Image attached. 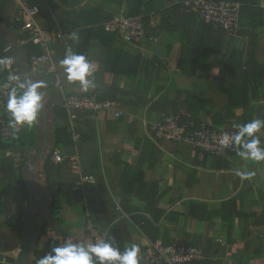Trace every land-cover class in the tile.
I'll use <instances>...</instances> for the list:
<instances>
[{
  "label": "crops",
  "instance_id": "crops-1",
  "mask_svg": "<svg viewBox=\"0 0 264 264\" xmlns=\"http://www.w3.org/2000/svg\"><path fill=\"white\" fill-rule=\"evenodd\" d=\"M176 1L28 0L40 8L39 25L63 34L51 45L54 72L34 73L30 60L41 48L21 44L27 34L15 22V4L0 0L2 28L21 45L34 82L45 84L40 91L45 93L49 146L30 176L37 189L30 211L36 219L33 228L38 222L42 227L28 264H36L69 240L85 245L99 238L107 241L114 228L120 229L122 252L132 245L180 244L201 248L205 254L203 260L187 264H264V183L254 184L238 155L220 156L160 140L152 130L172 113L168 101L178 91L180 109L187 99H197L205 102L209 116L211 111L235 115L231 124L218 130L235 134L236 125L264 120V23L243 18L238 34L216 27L208 30L197 14L176 8ZM116 15L146 18L141 44L128 45L104 30ZM69 48L85 55L94 69L90 77L94 87L87 92L69 83L59 64ZM224 56L236 59L244 72L263 73L241 81L240 94L225 92L219 70ZM65 96L113 103L122 116L81 112L76 121L80 137L74 140L63 107ZM163 98L165 102L160 101ZM43 126L41 114L38 126L23 129L34 145L15 150L25 156V164L35 159ZM258 134L264 146V130ZM55 154L63 161L56 162ZM18 159L1 161L7 169ZM80 173L96 182L75 192ZM29 207L23 168L0 171V254L15 264L20 262L21 230Z\"/></svg>",
  "mask_w": 264,
  "mask_h": 264
},
{
  "label": "built area",
  "instance_id": "built-area-1",
  "mask_svg": "<svg viewBox=\"0 0 264 264\" xmlns=\"http://www.w3.org/2000/svg\"><path fill=\"white\" fill-rule=\"evenodd\" d=\"M11 1L15 4V22L21 25L27 34L21 44H31L41 48L39 53L32 56L30 60L32 71L34 73L54 72L55 53L51 45L62 40L63 34L44 28L37 23L36 18L40 13V8L37 5L29 3L28 0ZM175 4L182 5L187 12L197 14L203 22L212 24L216 28H222L231 34H238L242 29L241 4L239 3L214 0H182L176 1ZM259 8L262 11L261 19L264 23V0H259ZM104 30L118 35L128 45L141 44L146 37L143 15H116L104 24ZM4 73L7 75L2 80L0 79V98H5L7 101L13 86L16 87L18 95L22 92L20 88L22 83L13 73L9 63L4 67H0V75ZM9 75L14 76L15 80L8 82ZM6 82H8V87H4ZM2 105L3 103L0 101V106ZM63 107L67 112L68 123L74 140H78L80 137L76 125L79 113L103 111L113 112L116 117L122 116V112L113 103L97 102L88 96H65ZM4 120V117L0 118V138L7 140L13 136V132L5 127ZM177 120L178 118L173 116H164L160 122L154 124L152 130L155 133V138L173 143H182L195 150L220 156L225 155L227 149L231 146L225 147L220 141L224 134L235 135L234 133H228L224 130H211L205 123H202L199 128H196L193 123L179 126ZM21 156L20 152L14 150L0 151V163L3 157L20 158ZM53 158L56 162H62L64 159L59 154H55ZM71 159L78 163L77 157ZM76 168L79 169L78 164H76ZM95 182L94 177L80 173L73 190L78 192L85 185L94 184ZM89 228L91 229L92 226L90 225ZM138 258L140 264H187L192 261L203 260L205 254L201 248L195 246L155 243L139 248ZM0 264L15 263L0 254Z\"/></svg>",
  "mask_w": 264,
  "mask_h": 264
},
{
  "label": "clouds",
  "instance_id": "clouds-1",
  "mask_svg": "<svg viewBox=\"0 0 264 264\" xmlns=\"http://www.w3.org/2000/svg\"><path fill=\"white\" fill-rule=\"evenodd\" d=\"M75 39V36L72 37ZM5 59L0 63H10ZM63 68L66 79L71 84H78L81 91L87 92L94 87L90 77L94 69L83 54H77L71 48L67 50L65 57L59 61ZM15 80L14 76H8V82ZM8 82L4 87H8ZM45 87L44 82H33L26 79L20 85L23 91L18 95L16 87L13 86L6 102L7 112L10 114V126L19 132L21 128L29 129L40 123L42 110L44 108L45 93L40 91ZM238 132L235 135L224 134L221 144L225 147L231 145L238 156L245 160L264 161V146L258 133L264 129V120L253 119L251 122L236 125ZM139 248L136 245L127 247L120 251L114 247L112 242L97 239L92 244H77L71 240L62 246H55L51 251L38 258L36 264H140Z\"/></svg>",
  "mask_w": 264,
  "mask_h": 264
},
{
  "label": "trees",
  "instance_id": "trees-1",
  "mask_svg": "<svg viewBox=\"0 0 264 264\" xmlns=\"http://www.w3.org/2000/svg\"><path fill=\"white\" fill-rule=\"evenodd\" d=\"M182 1V0H179ZM214 1H224V2H234V3H239L241 4V18L243 21V18L248 19L249 22L252 24L255 20H258L259 22H262L261 16H262V11L259 8V0H214ZM176 8H182L184 11H186L182 5L180 4H175ZM187 12V11H186ZM146 18L144 17V21ZM204 24V27L208 30L213 29L215 26L212 24H208L202 21ZM243 27V25H242ZM242 30V29H241ZM240 30V31H241ZM239 31V32H240ZM238 32V33H239ZM39 53V52H37ZM237 60L234 59L232 56H224L223 59L219 63V70H220V75L222 78V86L221 89L225 92H229L230 94L235 93V94H240L242 92V87L240 85L241 81H246L248 77H255L256 75H261L263 71L261 72H244L241 69V66L235 63ZM14 72V71H13ZM228 81L227 86L224 85V82ZM232 81V83H231ZM177 96L175 99L168 101L169 105L172 106V113L171 114H165V116H173L178 118L177 123L179 126H184V125H189L193 123L196 128H199L202 123H205L208 128L211 130H218L220 126H227L228 124H231L232 119H234L235 115H222V114H215L212 113L209 116L208 113H204V105L205 103L202 100H194L190 101L187 99L185 101V108L180 109L177 107L178 102L182 96L181 92H177ZM166 99H161L160 101H164ZM165 102V101H164ZM212 108V105H211ZM208 117L211 119V122L209 123L206 119ZM5 118L10 121L11 116L8 112H5ZM263 119V118H261ZM264 130V129H262ZM233 130L226 129V132L228 133H233L231 132ZM238 130H236V133ZM34 133V132H33ZM235 133V134H236ZM259 135V134H258ZM33 143H29L27 136L24 132H19L16 134H13V136L7 140H3L0 138V151H5V150H21L24 151V149H31L33 147ZM226 155L228 156H237V153L233 150V147L230 146L227 151ZM4 160H14V158H4ZM50 161V157L49 160ZM25 164V156H21L16 163H14V166H10L7 169H5L4 166L2 165V161L0 163V171L4 170L6 173L10 172L12 170H18L21 171L23 166ZM120 229L119 228H114L111 233L109 234V237L107 239L108 242H111L110 238H113V241L115 244H113L114 247H119L121 251V246L118 244L120 240V234H119Z\"/></svg>",
  "mask_w": 264,
  "mask_h": 264
},
{
  "label": "water",
  "instance_id": "water-1",
  "mask_svg": "<svg viewBox=\"0 0 264 264\" xmlns=\"http://www.w3.org/2000/svg\"><path fill=\"white\" fill-rule=\"evenodd\" d=\"M0 46L2 47V55H0V60L5 59L11 60L9 63L16 73V76L19 78L21 83H25L26 79H30L34 82L33 75L29 68L25 65L22 59V47L19 43H13L10 38L7 37L5 30L2 28V23L0 22ZM7 63H2L1 66H6ZM42 115L44 118V126L42 130V139L39 147L36 150L35 159L33 162H27L23 167V180L30 194V207L29 213L26 216V221L21 230V236L24 238V243L21 246L20 252V262L19 264H28L29 258L33 254V243L38 239L41 233L42 222H38V227L33 228L36 219L33 221L30 211L33 209V206L36 204V187L30 181L31 172L35 171L40 160L45 156L46 151L49 146V138L47 132V114L45 109L42 110ZM45 161V158L43 159ZM242 164V170L253 179L254 184L257 187H260L264 183V161H254V160H245ZM40 226V227H39ZM36 230L34 235L30 234L31 230ZM34 232V231H33Z\"/></svg>",
  "mask_w": 264,
  "mask_h": 264
},
{
  "label": "rangeland",
  "instance_id": "rangeland-1",
  "mask_svg": "<svg viewBox=\"0 0 264 264\" xmlns=\"http://www.w3.org/2000/svg\"><path fill=\"white\" fill-rule=\"evenodd\" d=\"M5 75H7V74L4 73L3 75H0V79L2 80V79L5 77ZM22 91H23V89H22ZM0 101L3 103V105L0 106V118L4 117V119H5V120H4V121H5V123H4L5 127H6L9 131H12L13 134H16V133H19V132H23V129H24V130L27 129L26 126H25V127L21 128V130H20L19 132H17V131L14 130V128H13L12 126H10L9 120H7V119L5 118V112H7V108H6V102H7V101H6L5 98H0ZM1 128H3V127H1ZM0 134H1V129H0Z\"/></svg>",
  "mask_w": 264,
  "mask_h": 264
}]
</instances>
